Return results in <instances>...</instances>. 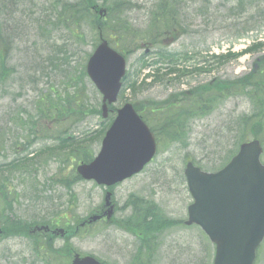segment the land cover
Wrapping results in <instances>:
<instances>
[{
  "label": "rangeland",
  "instance_id": "obj_1",
  "mask_svg": "<svg viewBox=\"0 0 264 264\" xmlns=\"http://www.w3.org/2000/svg\"><path fill=\"white\" fill-rule=\"evenodd\" d=\"M57 1L0 0V55L7 57L6 66L11 69L9 78L0 81V137L5 138V147L0 150V167L35 153L28 158L38 160L30 165L28 172H5L8 189L17 194L10 201L14 205L9 216L27 222L55 216L62 219L60 227L72 228L77 221L98 210L104 196L102 186L74 180L80 158L73 149L86 148L89 155L97 154L102 132L97 135L95 132L105 123L97 113L102 95L85 76L86 62L98 43L97 32L88 22L80 24L69 16H60ZM125 1L135 6L125 13L126 20L134 29L144 30L157 0ZM180 9L181 25L186 32L169 46H156L144 57L145 48L135 49V46L147 45V41L118 40L128 56L131 80L138 81L139 88L133 92L129 81L117 107L128 100L161 102L177 90L214 77L234 82L250 73L254 62L264 54V48L259 47L241 57H231L224 64H217L212 58L215 51L234 50L244 39H264V0H182ZM110 42L115 47V41ZM164 53L180 55V65L189 66L190 72L195 66L213 63L212 72L191 73L179 86L178 81L167 82L175 75L166 76L164 81L157 80L153 78L159 69L156 62L159 60L165 66L166 62L160 60ZM142 57L152 66H142ZM144 82L147 85L143 86ZM76 89L86 95L83 107L73 111L68 107L60 124L45 121L49 117L41 116L38 109L46 111L52 104L62 109L61 106L69 105ZM247 96H252L247 90L233 94L215 102L203 114L198 113L196 104L190 105L188 112L193 115L181 121L184 138L161 141L153 162L114 188V222L102 221L67 239L58 238L51 252L39 251L38 257L30 237L18 234L6 237L0 242V264H66L64 256L72 248L107 264H134L139 240L121 227L133 211L129 206L134 201L131 193L155 200L166 216L178 219V227L165 229L152 240L156 247L150 264H213L216 247L206 234L196 225L179 223L188 218V206L193 202L184 177L185 164L190 159L206 171H216L228 162L243 140L241 129L245 118L256 110L264 117L260 99L252 96L255 107ZM260 133L264 148V128ZM92 134L96 136L89 138ZM64 138H68L69 144L52 153L49 148L58 146ZM249 138L248 133L244 139ZM43 149L46 153H41ZM2 206L5 205L2 203ZM141 263L149 264L147 258H141ZM256 264H264V241Z\"/></svg>",
  "mask_w": 264,
  "mask_h": 264
},
{
  "label": "water",
  "instance_id": "obj_2",
  "mask_svg": "<svg viewBox=\"0 0 264 264\" xmlns=\"http://www.w3.org/2000/svg\"><path fill=\"white\" fill-rule=\"evenodd\" d=\"M88 72L104 93L105 101L116 100L120 80L125 73V61L103 41L91 57ZM106 115L107 106L104 105ZM254 149L253 168L245 172V179L264 185V166L259 162L261 148L257 142L244 146L241 155L222 172L210 176L224 181L228 172L240 171L243 159ZM155 153L154 142L147 127L139 120L131 106L120 117L105 139L100 157L90 166L79 168L85 178L111 182L140 171ZM256 173L255 175L250 174ZM112 184V183H108ZM233 180L230 185L233 186ZM255 199H196L190 208L189 224L197 222L217 244L215 264H253L255 251L264 238V198ZM112 210L109 212L111 216ZM99 216L92 217L97 220ZM73 264H101L95 258L76 255Z\"/></svg>",
  "mask_w": 264,
  "mask_h": 264
},
{
  "label": "trees",
  "instance_id": "obj_3",
  "mask_svg": "<svg viewBox=\"0 0 264 264\" xmlns=\"http://www.w3.org/2000/svg\"><path fill=\"white\" fill-rule=\"evenodd\" d=\"M169 0H158L157 2V8H160L161 11L159 13L162 14V12L164 13V17L167 19V20H170L172 18V11L168 8L167 6V3H168ZM81 6L80 4H75V5H66L65 8H64V11H68L69 13L75 15L77 13V7ZM83 6V5H82ZM159 13L156 14V16L159 15ZM78 15V13H77ZM161 16V15H159ZM158 27V29L161 30V27H159L158 25H156ZM5 72H3L2 74H4ZM220 88V87H218ZM203 89V88H201Z\"/></svg>",
  "mask_w": 264,
  "mask_h": 264
},
{
  "label": "flooded vegetation",
  "instance_id": "obj_4",
  "mask_svg": "<svg viewBox=\"0 0 264 264\" xmlns=\"http://www.w3.org/2000/svg\"><path fill=\"white\" fill-rule=\"evenodd\" d=\"M2 224V223H1Z\"/></svg>",
  "mask_w": 264,
  "mask_h": 264
}]
</instances>
